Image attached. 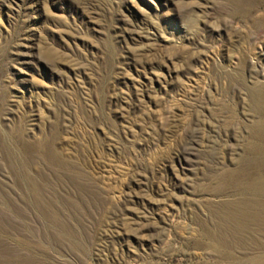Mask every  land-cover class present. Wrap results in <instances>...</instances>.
I'll use <instances>...</instances> for the list:
<instances>
[{
  "label": "rangeland",
  "instance_id": "obj_1",
  "mask_svg": "<svg viewBox=\"0 0 264 264\" xmlns=\"http://www.w3.org/2000/svg\"><path fill=\"white\" fill-rule=\"evenodd\" d=\"M258 175L264 0H0V264H264Z\"/></svg>",
  "mask_w": 264,
  "mask_h": 264
},
{
  "label": "bare ground",
  "instance_id": "obj_2",
  "mask_svg": "<svg viewBox=\"0 0 264 264\" xmlns=\"http://www.w3.org/2000/svg\"><path fill=\"white\" fill-rule=\"evenodd\" d=\"M240 1V0H239ZM242 1V0H241ZM255 6V5H253ZM249 11V10H248ZM243 12V11H242ZM247 14V12H246ZM262 16V15H261ZM262 19V18H261ZM258 22V20H257ZM254 93V92H253ZM253 96V95H252ZM258 106V105H257ZM259 110V109H258ZM259 123V122H258ZM260 124V123H259ZM254 130V129H253ZM259 144V143H258ZM251 147V146H250ZM252 152V151H251ZM245 164V163H244ZM240 165V164H239ZM225 169V168H224ZM231 170V169H230ZM226 172V171H225ZM221 173V172H220ZM224 174V173H223ZM233 178V177H232ZM219 181V179H218ZM228 181V180H226ZM232 182V181H231ZM251 182V181H250ZM222 184V182H221ZM232 184V183H231ZM236 184V183H235ZM243 185V184H242ZM246 185V184H245ZM244 185V186H245ZM225 187V186H223ZM231 187V186H230ZM240 188V186H239ZM238 188V189H239ZM236 189V188H235ZM214 190V189H213ZM243 190V189H242ZM242 190H240V192H242ZM246 190L250 191L252 193V197L251 199H248V200H243L240 199L242 202L241 203V208L239 212L236 211L233 209L234 212H231L232 213V216L233 218L237 219V218H240L239 221H241V219L246 220V221H249L251 223H256V224H259L261 226H264V177L262 175H258L251 183L248 182V185L246 187ZM245 190V191H246ZM219 191V190H218ZM215 193V192H214ZM222 193V192H221ZM238 201V200H237ZM237 203V202H236ZM235 204V202H234ZM239 205V204H238ZM234 207V206H233ZM237 207V206H236ZM231 208V207H230ZM231 209V210H232ZM238 209V208H237ZM229 212V211H228ZM230 217H231V214H230ZM231 219V218H230ZM234 219V221H235ZM233 220V219H231ZM233 221V222H234ZM238 221V223H239ZM242 222V221H241ZM215 223V222H214ZM237 223V224H238ZM244 223V222H243ZM235 224V223H234ZM239 225V224H238ZM241 225V224H240ZM236 226V225H234ZM242 226V225H241ZM245 226V225H244ZM247 226V225H246ZM237 227V226H236ZM239 228V226L237 227V229ZM245 228V227H244ZM242 228V229H244ZM258 228V226H257ZM229 229H232V228H229ZM236 229V228H235ZM249 230V229H248ZM233 231V229H232ZM241 231V230H240ZM235 232V230H234ZM239 232V230L237 231ZM243 232V231H242ZM209 234V233H208ZM240 234V232L238 233ZM242 234V233H241ZM205 235V234H204ZM248 235V234H247ZM256 235V234H255ZM221 242V241H220ZM222 243V242H221ZM211 244V243H210ZM230 244V243H229ZM240 244V243H239ZM212 245V244H211ZM213 247V246H212ZM240 247V246H239ZM213 249V248H212ZM243 252V251H242Z\"/></svg>",
  "mask_w": 264,
  "mask_h": 264
}]
</instances>
